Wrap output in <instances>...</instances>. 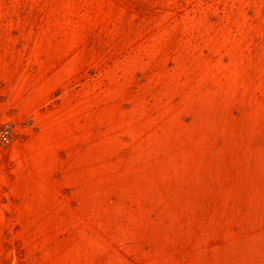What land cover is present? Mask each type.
Masks as SVG:
<instances>
[{
    "label": "rangeland",
    "instance_id": "rangeland-1",
    "mask_svg": "<svg viewBox=\"0 0 264 264\" xmlns=\"http://www.w3.org/2000/svg\"><path fill=\"white\" fill-rule=\"evenodd\" d=\"M0 264H264V0H0Z\"/></svg>",
    "mask_w": 264,
    "mask_h": 264
}]
</instances>
